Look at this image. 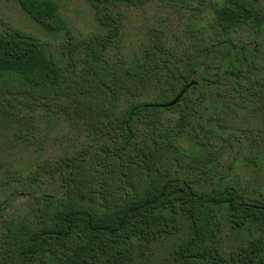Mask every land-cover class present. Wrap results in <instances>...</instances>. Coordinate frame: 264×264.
<instances>
[{
    "label": "trees",
    "instance_id": "obj_1",
    "mask_svg": "<svg viewBox=\"0 0 264 264\" xmlns=\"http://www.w3.org/2000/svg\"><path fill=\"white\" fill-rule=\"evenodd\" d=\"M152 1L89 0L96 31L84 37L59 0H18L35 34L0 26V127L22 153L39 148L23 178L5 174L31 202L28 215L0 203V264H134L162 242L168 264H264V194L229 177L208 185L216 164L202 133L237 134L246 151L244 133L223 123L264 113V12L224 0L213 4L222 39L189 28L172 43L159 29L128 44L125 19ZM242 26L256 46L234 41ZM62 125L71 136L41 162L49 140L39 135ZM256 164L264 173V146ZM41 176L54 182L49 192L32 190Z\"/></svg>",
    "mask_w": 264,
    "mask_h": 264
},
{
    "label": "rangeland",
    "instance_id": "obj_2",
    "mask_svg": "<svg viewBox=\"0 0 264 264\" xmlns=\"http://www.w3.org/2000/svg\"><path fill=\"white\" fill-rule=\"evenodd\" d=\"M59 1L64 17L69 25L76 29L78 36L84 37L96 31L89 0ZM255 1L258 9L264 12V0ZM214 3L221 6L224 0H191L187 6L179 1L153 0L144 8L131 10L130 16L125 19L124 33L126 34V41L128 44H133L148 30L162 29L169 41L182 43L186 41V33L189 28L204 31L211 36L222 39L224 36L216 26ZM0 26L7 30L17 29L21 32L35 34L28 17L20 8L18 0H0ZM258 36L252 27L242 26L236 30L234 41L239 45L245 41H250L253 42V46H256L257 42L254 41ZM263 40L262 38L259 40L261 49H264ZM170 116L176 118L175 113H170ZM223 125L226 128H234L239 133H244L248 147L243 152L245 142L237 134H231L224 139L217 129H213L210 133L202 131L212 145L214 151L213 161L216 164L212 167L207 184L212 187L220 186L221 180L229 177L228 182L230 184L239 185L249 194H264V173L256 164L257 153L264 146V113L248 111L228 114ZM42 127L44 128L45 124ZM9 128L15 129L18 128V125L13 124ZM4 131V128L0 127V172L3 173V179H0V203H5L3 204L2 213L15 214L27 209L26 215H28L30 213L31 196L26 194V188L21 184H18L15 188L8 185L5 182V174L8 175V183L23 178L30 170L32 159L35 158L34 154H37L39 148L35 145V147L30 148L33 151L32 153H22L21 148L24 147L15 146L14 139ZM44 131L46 133V129ZM68 133L69 128L62 125L54 127L48 134L39 135V138L47 137V140H49L48 150L44 151L41 162L60 153L57 150L58 144L65 140L66 135L71 136ZM192 136H194L193 133ZM195 139L202 141L201 137L199 139L195 137ZM205 157L206 153L202 158L194 161L197 171L204 170ZM40 178L38 184L32 186V190L39 193L49 192L54 182L47 176H41ZM203 179L204 176H201L200 181H203ZM28 183L31 185L30 180ZM15 193L18 194L19 198L14 202H10V195ZM229 237L232 236L229 235ZM162 243L153 246L149 250L141 251L143 254L139 252L134 264L170 263L171 252L169 253L168 250L164 249V243ZM166 244L170 243L166 242Z\"/></svg>",
    "mask_w": 264,
    "mask_h": 264
},
{
    "label": "water",
    "instance_id": "obj_3",
    "mask_svg": "<svg viewBox=\"0 0 264 264\" xmlns=\"http://www.w3.org/2000/svg\"><path fill=\"white\" fill-rule=\"evenodd\" d=\"M191 84H196V81H192ZM182 96H183V93H181L173 101H171L170 103H167V104L163 105L162 107H164V108L173 107L174 105H176L179 102V100L182 98Z\"/></svg>",
    "mask_w": 264,
    "mask_h": 264
},
{
    "label": "flooded vegetation",
    "instance_id": "obj_4",
    "mask_svg": "<svg viewBox=\"0 0 264 264\" xmlns=\"http://www.w3.org/2000/svg\"><path fill=\"white\" fill-rule=\"evenodd\" d=\"M254 1V3L257 5V2L255 1V0H253Z\"/></svg>",
    "mask_w": 264,
    "mask_h": 264
}]
</instances>
